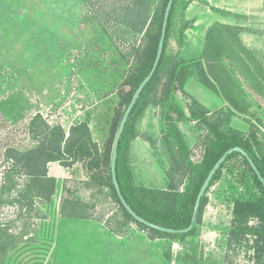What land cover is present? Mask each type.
I'll return each mask as SVG.
<instances>
[{"label":"rangeland","instance_id":"1","mask_svg":"<svg viewBox=\"0 0 264 264\" xmlns=\"http://www.w3.org/2000/svg\"><path fill=\"white\" fill-rule=\"evenodd\" d=\"M86 1L0 0V225L7 226L12 235L4 250L0 244V264H260L264 254L256 255L252 230L239 240L231 236L233 200L259 195L240 156L226 161L208 187L195 230L184 238H150L134 223L122 224L109 191L85 185L91 180L82 163L58 182L50 201L35 200L39 216L35 211L20 210L16 190L25 177L12 172L6 149L25 150L36 144L28 131L32 117L39 113L50 126L59 124L66 132L71 125L85 121L92 139L103 150L114 111L119 103L125 104L130 89L135 68L131 48L142 43V34L132 30L115 33L116 19L97 16ZM185 1L177 0L169 38L168 51L176 56L183 55L179 35L185 22L181 17ZM249 29L242 41L264 67V21L253 22ZM225 57L249 102L246 114H229L225 102L194 76H187L188 87L193 90L197 82L202 85L200 96L213 112L211 121L217 115L226 119L229 114L222 128L248 133L252 122L260 142L254 144L255 150L264 157V77L258 76L263 84L258 87L257 79L245 68V63L254 65L245 54L246 62L231 51ZM186 91L188 94L176 90V96L189 114L191 95L195 96ZM155 99L157 93L150 94L149 104L135 121L128 156L134 181L156 189H165L170 183L182 190L191 171L175 164L177 150L164 140L167 123ZM177 124L197 167L203 140L211 135L208 127L196 120ZM7 171L12 173L5 176ZM64 185L70 190L65 193L86 202L90 218L61 216ZM247 225H257L256 219L250 218Z\"/></svg>","mask_w":264,"mask_h":264},{"label":"trees","instance_id":"2","mask_svg":"<svg viewBox=\"0 0 264 264\" xmlns=\"http://www.w3.org/2000/svg\"><path fill=\"white\" fill-rule=\"evenodd\" d=\"M190 1L187 0L182 5V18H184L183 12ZM86 2L97 16L102 15V18L116 19L113 26L115 33L125 34V30H132L133 33L142 34V43L131 48L135 68L130 76V89L125 104L119 103L114 111L103 150H100L96 141L92 139L89 126L85 121L71 125L66 132L59 124L50 126L41 114L36 113L28 125V131L32 133L36 144L25 150L14 147L6 149L7 157L12 161L14 168L12 172L25 177L24 182L20 185L22 187L16 190V202L19 203L20 210L35 211V215L39 216L41 211L35 205V200L50 201L56 189L55 178L48 175V162L57 161L64 167H70L74 163L80 162L91 180L90 183L84 182L85 185L93 187L94 184L109 191V197L117 207L116 215L122 224L134 223L140 229L145 230L150 238H184L191 235L195 230L194 225L186 233H167L136 221L120 203L110 174L113 140L126 106L154 61L167 0H157L155 6L154 0H123V2L122 0H89ZM120 3L124 5L121 7ZM176 5L177 0H173L164 47L156 70L139 95L124 125L118 144L116 176L125 200L137 214L162 226L183 228L189 224L196 194L206 174L228 148L239 145L248 151L264 176V157H260L254 147V144H260L255 125L249 121L251 128L248 133L228 126L221 127L222 124L227 123L229 114H246L249 111V102L231 74L232 71L225 63L226 51H231L241 61H245L242 57L243 54L250 58L254 65L246 63L244 65L250 71L251 76L257 79L258 87L263 86L262 82L258 80V76L264 77V67L260 62H256V53L246 47L242 41V35L247 29L220 22H214L206 30L203 48L199 55L194 56L187 53L180 55L181 52H179V56H176L177 54L170 53L168 45L172 34ZM184 21L179 35L180 38L182 35L180 48L185 44L183 31L190 26V21L185 19ZM252 69L255 70L252 71ZM188 75L197 78L201 84L212 90L225 102L226 111L229 113H227L226 119L217 115L211 121L209 115L213 112L192 95L189 114L185 113L176 96V90L188 94L184 88ZM256 90L262 91L261 88H256ZM152 93H157V99L154 102L162 106V117L167 123L164 140L166 139L169 145L174 144L177 150L175 164L181 163L191 171L182 190L175 188L170 183L165 189H156L137 185L134 181L128 159L130 141L135 137V121L149 104V96ZM191 120L203 122L211 134L203 140V154L197 167L190 159V149L177 124L180 121ZM235 156L242 158L244 166L251 173L259 190V195L250 199L235 198L233 200L232 223L234 230H232L231 236L239 240L243 238L246 231L252 230L257 247L256 255L262 257L264 254V187L247 160L238 152L230 153L214 174L209 187L218 178L226 161ZM12 172L7 171L5 176H9V173ZM102 173L105 175H101ZM62 188L64 193L59 205L61 216L79 219L90 218L86 202L82 201V198L65 193L68 190L65 185ZM205 198L204 195L201 199L195 222L202 210ZM250 218H255L257 221V225L251 228L247 225ZM11 236L8 227L0 225V244L3 245L1 249L4 250V246ZM260 242L262 245L259 247ZM260 264H264V261Z\"/></svg>","mask_w":264,"mask_h":264},{"label":"crops","instance_id":"3","mask_svg":"<svg viewBox=\"0 0 264 264\" xmlns=\"http://www.w3.org/2000/svg\"><path fill=\"white\" fill-rule=\"evenodd\" d=\"M183 17L190 21V26L183 31L185 44L181 50L183 54L199 55L196 52L202 50L206 30L214 22L245 27L246 34L250 32L253 22L264 21V0H191ZM188 86H191L189 79L184 84L185 90H190L197 100L205 104L200 96L202 85L197 82L193 90ZM77 164L80 162L64 167L57 161L48 162V175L55 178L56 188L63 177L68 178L74 172Z\"/></svg>","mask_w":264,"mask_h":264},{"label":"water","instance_id":"4","mask_svg":"<svg viewBox=\"0 0 264 264\" xmlns=\"http://www.w3.org/2000/svg\"><path fill=\"white\" fill-rule=\"evenodd\" d=\"M172 3H173V0H167L164 11H163V17H162L161 28H160V36H159V40H158V44H157V50H156V54H155V58H154V61L152 63V66H151L149 72L147 73V75L144 77V79L139 83L138 87L135 89V91H134V93H133V95H132L128 105L126 106V109H125L123 115H122L120 123L118 125L117 131H116V134H115V137L113 140V144H112V149H111L110 174H111V180H112V183L114 186V190L116 192V195H117L120 203L136 221H138V222H140V223H142L148 227H151V228L163 231V232H167V233H186V232H189L192 229L193 225L195 224V219H196V215H197V211H198V207L200 205L201 199L206 194V191L209 187V184H210L214 174L216 173V171L218 170V168L220 167L222 162L225 160V158L230 153L238 152L247 160V162L249 163V166L251 167V169L253 170L254 174L257 176L258 180L261 182L263 187H264V176L262 175L260 169L258 168V166L256 165L255 161L253 160V158L251 157V155L249 154L248 151H246L244 148H242L239 145L228 148L214 162V164L212 165V167L209 169L208 173L206 174V176H205L203 182L201 183L199 190L196 194L189 224L183 228H172V227H166V226H162V225L153 223V222L141 217L139 214H137L132 209V207L127 203V201L125 200V198L121 192V189H120V186H119V183L117 180V176H116V158H117L118 144H119V140H120L124 125H125L128 117H129V114H130L132 108L134 107L139 95L143 91L146 83L153 76V74L156 70V67L159 63V60H160V57H161V54L163 51V47H164V40H165L168 18H169V13H170Z\"/></svg>","mask_w":264,"mask_h":264},{"label":"built area","instance_id":"5","mask_svg":"<svg viewBox=\"0 0 264 264\" xmlns=\"http://www.w3.org/2000/svg\"><path fill=\"white\" fill-rule=\"evenodd\" d=\"M210 188V187H209ZM207 192H208V189H207V191H206V194H207ZM232 206H233V203H232V205H231V208H232Z\"/></svg>","mask_w":264,"mask_h":264}]
</instances>
